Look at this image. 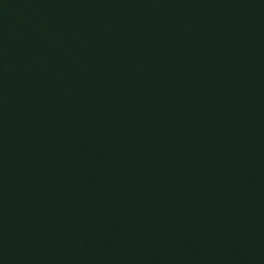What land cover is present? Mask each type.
Masks as SVG:
<instances>
[{"label": "water", "instance_id": "1", "mask_svg": "<svg viewBox=\"0 0 264 264\" xmlns=\"http://www.w3.org/2000/svg\"><path fill=\"white\" fill-rule=\"evenodd\" d=\"M0 264H264V0H0Z\"/></svg>", "mask_w": 264, "mask_h": 264}]
</instances>
